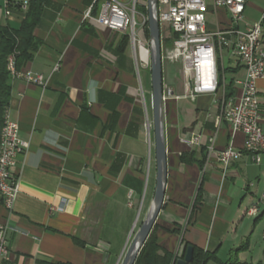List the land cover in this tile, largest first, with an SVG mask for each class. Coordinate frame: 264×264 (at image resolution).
Instances as JSON below:
<instances>
[{
  "label": "crops",
  "instance_id": "1",
  "mask_svg": "<svg viewBox=\"0 0 264 264\" xmlns=\"http://www.w3.org/2000/svg\"><path fill=\"white\" fill-rule=\"evenodd\" d=\"M94 1L47 0L33 30L32 57L19 70L43 75L47 86L13 76L10 81L6 114L19 124L20 137L29 147L13 168L20 180L14 209L8 211L0 202V224L16 230L7 235L6 264H121L154 199L157 169L147 26L140 17V51L128 35L84 21ZM248 4L238 22L242 31L252 24L241 25ZM28 6L29 0H13L10 6L0 0V25L19 29ZM207 16L210 31L226 28L230 20L225 8ZM238 62L230 48L224 49L219 64L230 81L246 77ZM163 66L168 182L154 227L159 245L181 257L182 242L192 243L222 262L247 245L239 255L247 264L258 223L248 210L260 198L261 183L264 189V153L256 164L245 151V134L233 133L219 120L216 100L210 106L212 95L193 101L186 96L183 74L177 76L175 66ZM257 87L264 129V79ZM187 136L200 137L201 144L189 147L183 141ZM211 145L215 155L208 160ZM228 147L240 151L242 158L225 172L216 157ZM202 150L203 166L181 161L192 151L202 160ZM200 188L203 199L198 206Z\"/></svg>",
  "mask_w": 264,
  "mask_h": 264
},
{
  "label": "built area",
  "instance_id": "2",
  "mask_svg": "<svg viewBox=\"0 0 264 264\" xmlns=\"http://www.w3.org/2000/svg\"><path fill=\"white\" fill-rule=\"evenodd\" d=\"M10 6L13 0H2ZM145 0H131L126 4L121 0H95L86 11L84 21L93 20L110 30L128 35L134 47L141 51L144 43L137 38V21L139 16L146 23ZM247 0H158V18L161 24L170 26L174 34L171 50L163 53L164 65H180L184 77L186 96L195 101L199 95L218 97L220 106L219 120L226 122L233 133L243 132L246 136L245 151L253 156L256 164H261L264 153V129L261 126V103L257 81L264 79V25L263 20L242 31L238 22L242 20ZM27 4L24 3L26 8ZM97 13L94 15V10ZM218 8H225L230 15L226 28L210 31L207 13ZM145 9V8H144ZM230 48L246 71L243 80H236L234 87L240 90L227 97L230 80L224 70L219 69V58L224 49ZM13 78L45 88L47 81L43 75L31 71H19L12 56ZM192 81V90L189 89ZM235 89V88H234ZM172 96L171 89L167 92ZM145 131L150 141L149 119ZM184 143L189 147L201 144L198 136L185 137ZM29 144L20 137V126L11 118L7 121L6 148L3 155V170L0 175V202L8 211L14 209L19 191V177L13 174L18 156L25 154ZM215 155V147L208 149V160ZM224 165L225 172L230 165L242 158V153L228 147L217 157ZM264 208V190L256 203L249 208L248 216L255 218ZM55 210L54 208L52 211ZM16 231L6 224H0V264H6L9 256L7 235Z\"/></svg>",
  "mask_w": 264,
  "mask_h": 264
},
{
  "label": "trees",
  "instance_id": "3",
  "mask_svg": "<svg viewBox=\"0 0 264 264\" xmlns=\"http://www.w3.org/2000/svg\"><path fill=\"white\" fill-rule=\"evenodd\" d=\"M47 0H29L28 12L25 20L19 29L4 28L0 25V136L4 127L6 111L9 106L11 98V79L12 72L10 69L9 59L14 56L16 68L20 70L21 67L29 61L32 57V51L35 47L33 30L36 27L40 16L42 14L44 5ZM21 7V4H19ZM147 14V10H144ZM264 25V21H263ZM146 33L149 37L148 22H146ZM174 42V39H168ZM222 70L221 68H219ZM229 70V69H228ZM227 71V70H226ZM234 82L230 81L227 90V97H232L235 93L233 88ZM1 140V137H0ZM202 160L195 157V152L184 153L181 157L183 163H199L203 166L206 159V153L204 150L201 152ZM202 189L200 188L197 198L196 205H202ZM264 211L260 213L258 220L262 217ZM183 249L181 257L174 255L173 253L164 250L158 242L156 230L153 229L149 239L143 247L136 264H176L179 258L185 257V252L189 247L193 248V260L191 264H208L210 261L217 262L218 264H245L239 259V255L244 252L247 245L240 249L234 250L230 259L226 262H222L218 259L215 254L205 252L204 250L193 246L192 243L182 242Z\"/></svg>",
  "mask_w": 264,
  "mask_h": 264
},
{
  "label": "water",
  "instance_id": "4",
  "mask_svg": "<svg viewBox=\"0 0 264 264\" xmlns=\"http://www.w3.org/2000/svg\"><path fill=\"white\" fill-rule=\"evenodd\" d=\"M158 0H148V29L151 49V74H152V110L154 146L156 155V190L154 199L148 213L136 232L121 264H136V261L149 239L160 212L164 205L168 182L167 147L164 119V64L161 26L158 18ZM189 89L192 90V81L189 80ZM183 259H178L176 264H191L193 248L189 247Z\"/></svg>",
  "mask_w": 264,
  "mask_h": 264
},
{
  "label": "rangeland",
  "instance_id": "5",
  "mask_svg": "<svg viewBox=\"0 0 264 264\" xmlns=\"http://www.w3.org/2000/svg\"><path fill=\"white\" fill-rule=\"evenodd\" d=\"M144 4L148 5V3L146 1H144ZM23 6H24V3H23ZM145 10L148 11V8L147 9L145 8ZM144 14L148 17V12L146 14L145 11H144ZM206 17H207V21H208V19L210 20V18H211V16H209V18H208V16H206ZM263 17H264V0H249L247 11L245 13V18H244V21L241 22L242 23L241 25L246 24V23H250V22L252 23L251 26L255 25V24H258V23H260L263 20ZM140 20H141L140 17L137 16L136 17V21H137L138 25L141 23ZM160 26H161V32H162L161 33V37H162L163 50H164V52L165 51L167 52L168 50H171V48L173 47L172 42L169 41L168 39L173 38L174 34H173V32H172V30H171L169 25L160 23ZM220 66L221 65L219 64V68H222ZM175 67L181 68L180 65H176ZM177 68H176V73L175 74L177 76L181 77L182 76V71L180 69H177ZM222 70H223V68H222ZM11 72H12V70H11ZM12 76H13V74H12ZM217 98L218 97H216V96H212L211 98L208 99L210 106L211 105H215L214 101ZM151 123H153L152 120H151ZM152 142H154V137L153 136H152ZM258 172L259 171L257 170V173ZM255 174H256V172H255ZM256 182H257V179H254L253 180V184H256ZM259 189H260V197H261V195L263 193V190H264L262 183L260 184V188ZM261 212H263V210ZM256 218H258V216L255 217V219ZM144 219L140 222L139 228H140L142 222L144 221ZM139 228H138V230H139ZM250 243H251L250 252H249L248 255L245 256V261H247V264H264V256H263V250H264V214L259 219L258 223H256V226L254 228L252 239H251ZM227 258H228L227 254L223 256L224 260L227 259ZM179 259H182V258H179Z\"/></svg>",
  "mask_w": 264,
  "mask_h": 264
},
{
  "label": "bare ground",
  "instance_id": "6",
  "mask_svg": "<svg viewBox=\"0 0 264 264\" xmlns=\"http://www.w3.org/2000/svg\"><path fill=\"white\" fill-rule=\"evenodd\" d=\"M148 3V0H145ZM144 8H148L147 4H144ZM145 20L147 21V16H145ZM9 64H10V69L12 70V58L9 59ZM10 118L6 114L5 116V122H4V127L2 129V134H1V140H0V175H1V170H3V155L5 154V148H6V132H7V121H9Z\"/></svg>",
  "mask_w": 264,
  "mask_h": 264
}]
</instances>
